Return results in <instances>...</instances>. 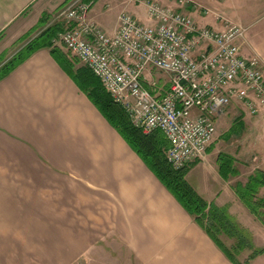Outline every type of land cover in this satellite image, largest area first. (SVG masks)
Returning a JSON list of instances; mask_svg holds the SVG:
<instances>
[{
    "label": "crops",
    "instance_id": "crops-1",
    "mask_svg": "<svg viewBox=\"0 0 264 264\" xmlns=\"http://www.w3.org/2000/svg\"><path fill=\"white\" fill-rule=\"evenodd\" d=\"M67 1L0 0V39ZM86 1L88 19L108 34L115 33L124 11L152 23L151 1L183 10L200 26L224 28L192 2ZM229 19L245 28L242 53L259 56L264 68V11ZM56 48L57 54L51 47L36 50L0 80V264H79L89 262L97 248L117 245L129 252L119 258L126 264H235L80 88L69 63L74 55L64 45ZM169 79L152 70L143 84L161 97ZM257 153L264 156V109L252 114L235 101L217 119L204 158L189 164L186 174L206 201L226 209L250 236L239 215L258 217L235 188L264 171L253 163ZM222 154L235 160L236 175L229 179L220 173ZM249 167L247 180H241ZM263 257L248 264H264Z\"/></svg>",
    "mask_w": 264,
    "mask_h": 264
},
{
    "label": "built area",
    "instance_id": "built-area-1",
    "mask_svg": "<svg viewBox=\"0 0 264 264\" xmlns=\"http://www.w3.org/2000/svg\"><path fill=\"white\" fill-rule=\"evenodd\" d=\"M90 8L86 0H68L60 8L54 45L63 44L100 79L135 127L145 134L164 133L173 169L204 158L216 136L217 119L232 102H241L252 114L264 109L262 61L242 53L239 41L245 28L224 13H215L224 24L220 30L151 1L152 23L124 11L115 33L108 34L88 19ZM205 9L204 15L211 13ZM152 70L169 75V90L161 97L143 84Z\"/></svg>",
    "mask_w": 264,
    "mask_h": 264
},
{
    "label": "trees",
    "instance_id": "trees-1",
    "mask_svg": "<svg viewBox=\"0 0 264 264\" xmlns=\"http://www.w3.org/2000/svg\"><path fill=\"white\" fill-rule=\"evenodd\" d=\"M42 22L43 24L47 23V17H44ZM60 29L59 22L49 25L37 37L27 43L16 55L0 67V80L42 47H51L52 53L57 54V48L53 41ZM79 62V59L74 55L69 63L74 80L80 88L88 93L107 120L118 129L133 150L174 194L182 206L204 227L232 262L241 264L237 259V255L244 251L246 247H254L250 233L226 209L209 203L190 185L186 179L188 166L181 170L173 169L166 157L170 143L164 133L161 130H155L145 134L141 129L135 127L126 110L114 101L100 79L89 68L81 65L74 69ZM234 161L226 154L219 156L220 173L225 179L236 175ZM263 187L264 171L258 170L249 176L245 184L238 183L235 188L243 204L258 218H261L264 214L262 212L264 209V196L260 195ZM219 235L236 239L233 250L220 240ZM262 253H264V247L254 248L250 259Z\"/></svg>",
    "mask_w": 264,
    "mask_h": 264
},
{
    "label": "rangeland",
    "instance_id": "rangeland-1",
    "mask_svg": "<svg viewBox=\"0 0 264 264\" xmlns=\"http://www.w3.org/2000/svg\"><path fill=\"white\" fill-rule=\"evenodd\" d=\"M193 1L200 10H204V8H206L208 11L211 12L208 15L212 14L213 16H215L216 12L217 13L222 12L229 18L234 16L236 18L247 19V18H251L252 16H256L262 11H264V6L260 0H223L222 4L221 5L219 4L218 6L209 5L208 4L209 1L207 0H193ZM211 1L214 2L213 0ZM60 8H58L57 11L56 9L52 10V14L51 13L48 14L47 12H41L42 15L40 17L39 16L35 18L32 17L27 22L21 23L17 31L15 32L8 31V33L2 36V38L0 39V67L5 63V61L10 60L14 55H16V53L19 52L24 46H26L27 43H29L31 40L37 37L45 28H47L49 25L55 24V22H59L56 19V14L60 13L59 11ZM44 17L45 18L47 17V21H48L45 24H43L42 22ZM78 64L80 65L81 63L79 62ZM259 142L260 144H263V142L261 141ZM253 163L254 165H264V156L263 155L261 156L260 153H257V156L254 158ZM248 170H250V167L244 168L245 174H243V176L240 177L241 180L243 181L247 180ZM262 191L263 192L261 193V195L264 196V190ZM240 207L244 209L243 205H241ZM262 212L264 213V209ZM239 217L243 220L244 223L250 226L246 228H248L249 231L251 232L250 238L252 241V245L254 247L253 248L246 247L242 253L237 255V259L238 261H240L241 264H248L251 260L250 257L253 254L254 248L258 249L264 247V214H262L261 219L259 218L254 219V217L252 215H249V213L247 212L244 214L241 213ZM248 219H251L252 222L249 221ZM219 238L228 248L233 250L234 244L236 243V239L229 238L226 235H219ZM125 254H129L128 250L125 247L119 245L115 247L114 246L100 247L92 252V258L90 259L89 262L82 261L79 264H126L123 259L122 262H119L120 260L119 258H121V256ZM263 254L264 253L259 254L258 256ZM258 256H256L255 258H257ZM97 257H102L103 261L97 262L96 261ZM108 258H111L112 261L118 260V262L110 263ZM262 263H264V257L262 258Z\"/></svg>",
    "mask_w": 264,
    "mask_h": 264
}]
</instances>
